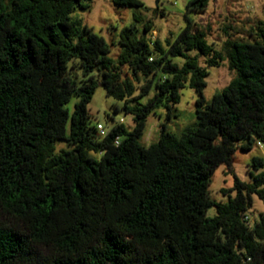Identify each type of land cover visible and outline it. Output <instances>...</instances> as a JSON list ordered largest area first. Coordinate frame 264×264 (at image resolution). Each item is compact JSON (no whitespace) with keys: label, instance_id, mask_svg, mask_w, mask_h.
Returning <instances> with one entry per match:
<instances>
[{"label":"trees","instance_id":"trees-1","mask_svg":"<svg viewBox=\"0 0 264 264\" xmlns=\"http://www.w3.org/2000/svg\"><path fill=\"white\" fill-rule=\"evenodd\" d=\"M93 1L0 0V264H264V217L253 227L245 220L252 196L264 199V171H250L251 183L235 178L223 189L226 203L209 195L237 144L249 151L264 143V25L259 41L229 39L217 52L188 15L210 0H191L188 24L168 49L147 37L152 25L141 37L131 27L114 64L106 40L72 17ZM201 57L209 67L225 57L237 71L210 103ZM135 82L140 96L155 88L147 103L131 105ZM187 82L199 94L197 124L180 135L165 127L157 143L143 145L148 117L166 107L170 118ZM99 85L125 102L132 131L117 124L102 136L91 123ZM62 141L71 148L56 152ZM251 166L264 169V158Z\"/></svg>","mask_w":264,"mask_h":264},{"label":"rangeland","instance_id":"rangeland-1","mask_svg":"<svg viewBox=\"0 0 264 264\" xmlns=\"http://www.w3.org/2000/svg\"><path fill=\"white\" fill-rule=\"evenodd\" d=\"M141 7L119 6L113 0H94L88 10L77 9L72 17L80 19L83 25L103 37L110 46V58L114 64H118L122 52L120 45L121 34L124 30L134 27L137 35L141 37L145 33V26L152 25L153 31L147 35L151 40L158 39L165 49L168 44L173 43L179 34L185 29L187 21V5L191 0H140ZM193 31H203L208 43L217 52H224V43L231 39L234 41L254 43L260 39V28L264 25V0H210L204 12H190ZM198 52H187L188 56H195ZM207 58L201 57L200 64L208 69L206 78L207 86L204 96L210 103L215 94L223 92L229 84L237 77V71L231 70L227 58L219 66L209 67ZM172 61L183 66L184 57H172ZM125 70H127L125 68ZM94 74L101 80L100 69L96 68ZM75 75L78 81L83 79L81 68L76 69ZM134 96L138 97L131 101V105L147 103L156 93L153 88L148 94L140 96L142 89L139 82H135ZM199 94L191 88L187 82L180 89V101L171 106V116L166 107L159 108L156 113L150 115L147 127L141 142L150 146L160 140L161 134L166 127L168 132L180 135L187 128L195 126L198 122L196 116L197 100ZM79 97L73 95L67 108L72 114ZM125 102L108 96L103 85H99L92 101L89 104V113L93 125L102 124L109 132L115 125L123 124L128 131H132L136 125L134 117L126 114L123 108ZM242 143L236 145V152L232 167L221 164L212 177L209 186V195L217 203H226L228 195H224L223 189L235 187V178L243 182L251 183L250 171L260 173L264 169L256 171L252 166L255 156L264 158V143L261 146L254 145L252 150L242 149ZM56 152L70 149L67 142H58L55 145ZM92 157H99L91 153ZM264 189V186L262 187ZM231 195L234 197L236 191ZM253 206L246 212L250 218V226H254L264 217V199L258 194L252 196ZM217 215L216 207L208 212V217Z\"/></svg>","mask_w":264,"mask_h":264},{"label":"built area","instance_id":"built-area-1","mask_svg":"<svg viewBox=\"0 0 264 264\" xmlns=\"http://www.w3.org/2000/svg\"><path fill=\"white\" fill-rule=\"evenodd\" d=\"M97 128H98V130H99V132H100V134H101L102 136L107 135V132H106V130H105V128H104V126H103L102 124H98ZM117 143H118V141H117ZM258 145L260 146L261 143H258ZM245 220H246L247 222H249V221H250V218H249L248 216H246V217H245Z\"/></svg>","mask_w":264,"mask_h":264},{"label":"water","instance_id":"water-1","mask_svg":"<svg viewBox=\"0 0 264 264\" xmlns=\"http://www.w3.org/2000/svg\"><path fill=\"white\" fill-rule=\"evenodd\" d=\"M157 3H159V0H157Z\"/></svg>","mask_w":264,"mask_h":264},{"label":"crops","instance_id":"crops-1","mask_svg":"<svg viewBox=\"0 0 264 264\" xmlns=\"http://www.w3.org/2000/svg\"><path fill=\"white\" fill-rule=\"evenodd\" d=\"M261 146V145H260Z\"/></svg>","mask_w":264,"mask_h":264}]
</instances>
